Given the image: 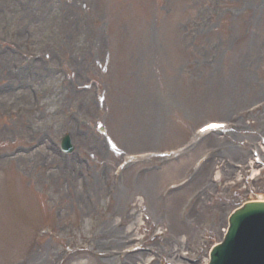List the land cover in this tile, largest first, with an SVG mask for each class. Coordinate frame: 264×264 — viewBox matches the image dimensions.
Returning a JSON list of instances; mask_svg holds the SVG:
<instances>
[{"label": "rangeland", "instance_id": "rangeland-1", "mask_svg": "<svg viewBox=\"0 0 264 264\" xmlns=\"http://www.w3.org/2000/svg\"><path fill=\"white\" fill-rule=\"evenodd\" d=\"M128 44L137 52L134 68L115 51ZM5 56L0 264H122L115 258L135 244L146 251L137 264H204L231 212L247 197L264 196V0H4ZM211 121L235 130L178 161L144 159L120 182L112 177L121 154L172 152ZM66 133L77 146L71 157L57 150ZM232 140L244 157H213L167 200L165 183L181 180L203 151ZM95 149L101 155L86 156ZM252 152L261 164L249 180ZM184 202L190 210L182 219ZM187 220L188 232L180 230ZM213 225L224 227L221 237L211 235ZM40 227L48 228L38 237ZM160 233L165 237L151 240ZM109 257L113 262L104 261Z\"/></svg>", "mask_w": 264, "mask_h": 264}, {"label": "water", "instance_id": "water-1", "mask_svg": "<svg viewBox=\"0 0 264 264\" xmlns=\"http://www.w3.org/2000/svg\"><path fill=\"white\" fill-rule=\"evenodd\" d=\"M229 233L211 264H264V203L246 204L230 218Z\"/></svg>", "mask_w": 264, "mask_h": 264}, {"label": "bare ground", "instance_id": "bare-ground-1", "mask_svg": "<svg viewBox=\"0 0 264 264\" xmlns=\"http://www.w3.org/2000/svg\"><path fill=\"white\" fill-rule=\"evenodd\" d=\"M14 14H12L13 16ZM93 41H96V44L94 45L95 47V50H98L99 49V43H100V40L98 37H96V39H93ZM116 51V54L121 58V62L127 66V67H136L138 64L136 63V56H137V52L135 50V48L133 47L132 44H128L123 50H115ZM84 55V54H83ZM5 61H6V56L1 58L0 59V69H1V72H2V77H4V75L6 74V65H5ZM14 89V87L12 88ZM43 117H45V114H43ZM259 124L263 125L264 126V122H259ZM212 135V134H211ZM78 138L79 139V142H84L83 141V138L81 136H79ZM77 138V139H78ZM237 138V137H236ZM75 139V138H74ZM214 140H217L214 138ZM212 141V140H211ZM210 142V141H209ZM215 142V141H214ZM234 142H236V140H234ZM240 142V141H239ZM211 143V142H210ZM227 143H222L221 146L223 148V151L220 153V156L222 154V157H223V160L226 161L227 157L228 156H232V157H244L243 155H240L239 154V151H236L238 148V146H236V144H233L232 142L228 144V146L226 145ZM99 153H101L99 150H98ZM185 157V156H184ZM183 158V157H182ZM180 158V159H182ZM222 160V161H223ZM187 162H182L181 164L175 166V167H172L170 169L171 173H174V172H179L180 170H182V168L185 166ZM223 167H219V169L221 170ZM224 173L227 174V175H232V171H230L228 168H224L223 169ZM59 186V184H58ZM90 189L92 190V194L90 195V198H95L98 196L99 192L96 191V188H95V185L93 183H91L90 185ZM182 199H179L177 198V200L173 201L171 203L172 207H173V210L175 207L178 206V204L180 203ZM218 217H219V214H217ZM189 222L187 220L186 223H181L180 222V230L183 229V228H186L187 232H188V227H189ZM188 225V226H187ZM224 228V227H223ZM223 228H219L217 227V225H213L212 228H211V235H217L218 237H221V229ZM176 232V231H175ZM175 232H169L166 234V236H175L177 235ZM165 237V234L163 235V238ZM116 238V236L114 237ZM162 238V239H163ZM169 242H173L174 239H169L168 240ZM187 241V239L185 240ZM115 242H118V240H115ZM173 253V252H171ZM145 257V255L143 254H138V255H134L132 257H129L127 259V264H136L137 262H139L141 259H143ZM105 262H113V260H104ZM208 263V258L207 260L205 261V264Z\"/></svg>", "mask_w": 264, "mask_h": 264}, {"label": "snow or ice", "instance_id": "snow-or-ice-1", "mask_svg": "<svg viewBox=\"0 0 264 264\" xmlns=\"http://www.w3.org/2000/svg\"><path fill=\"white\" fill-rule=\"evenodd\" d=\"M209 127H210V128H212V127H217V125H209Z\"/></svg>", "mask_w": 264, "mask_h": 264}]
</instances>
